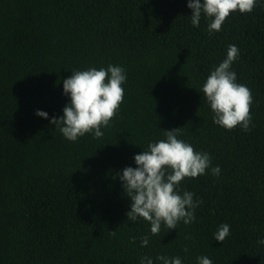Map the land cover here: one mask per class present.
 <instances>
[{"label": "trees", "instance_id": "trees-1", "mask_svg": "<svg viewBox=\"0 0 264 264\" xmlns=\"http://www.w3.org/2000/svg\"><path fill=\"white\" fill-rule=\"evenodd\" d=\"M187 3L0 0V264H162L160 255L264 264V0L211 34L203 14L192 25ZM229 45L239 49L236 82L253 97L250 131L215 124L201 91ZM109 64L127 77L111 126L67 140L50 123L69 102L63 80ZM177 127L220 173L185 178L180 194L203 201L195 221L151 235L149 222L127 220L131 201L113 176ZM224 223L230 235L219 242Z\"/></svg>", "mask_w": 264, "mask_h": 264}, {"label": "clouds", "instance_id": "clouds-1", "mask_svg": "<svg viewBox=\"0 0 264 264\" xmlns=\"http://www.w3.org/2000/svg\"><path fill=\"white\" fill-rule=\"evenodd\" d=\"M187 6L192 9V25L198 27L203 14L210 20L211 34L220 31L233 12L250 13L257 6V0H188ZM238 55L239 49L229 45L226 58L210 71L201 91L215 124L229 131L237 126L250 131L252 93L246 85L236 82V73L231 70ZM126 79L125 69L111 64L107 68L72 71L63 80V94L69 97V102L63 107V115L51 117L50 123L69 141L75 142L87 133H92L94 138L103 137L101 129L111 126L123 102L122 85ZM35 115L49 119L48 113L41 110H36ZM179 135V127L165 130L166 139L149 142L146 151L134 155L135 168L126 166L113 176V179L119 177L123 192L131 201L127 220L136 222L142 218L149 222L151 235H160L162 225L171 230L181 221L186 225L195 221V209L203 201L194 200V194L189 191L180 194L179 186L185 178H197L208 169L214 176L220 173L219 166L211 165L207 152L195 151L191 144L178 139ZM109 234L115 236V230H109ZM229 235L230 226L224 223L218 227L214 239L223 242ZM135 239L130 238L132 242ZM149 239L148 235L142 236L140 246L146 247ZM258 244L264 245V239L258 240ZM156 259L162 264H182L179 256L160 255ZM197 261L213 264L207 256H199ZM152 262L148 256L140 260V264Z\"/></svg>", "mask_w": 264, "mask_h": 264}]
</instances>
